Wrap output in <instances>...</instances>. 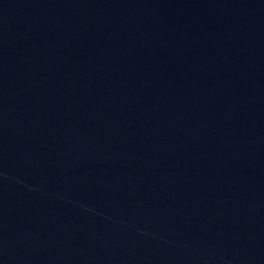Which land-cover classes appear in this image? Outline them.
Wrapping results in <instances>:
<instances>
[{"label": "water", "instance_id": "water-1", "mask_svg": "<svg viewBox=\"0 0 264 264\" xmlns=\"http://www.w3.org/2000/svg\"><path fill=\"white\" fill-rule=\"evenodd\" d=\"M0 264H264V0H0Z\"/></svg>", "mask_w": 264, "mask_h": 264}]
</instances>
